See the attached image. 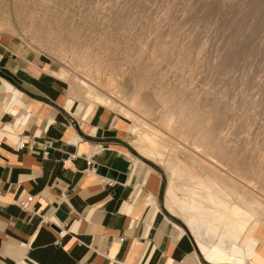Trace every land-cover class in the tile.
Segmentation results:
<instances>
[{
	"label": "crops",
	"instance_id": "obj_1",
	"mask_svg": "<svg viewBox=\"0 0 264 264\" xmlns=\"http://www.w3.org/2000/svg\"><path fill=\"white\" fill-rule=\"evenodd\" d=\"M7 33L0 31V264H242V248L250 264H264V225L250 244L202 252L160 210L161 179L131 154L129 119L81 99L85 92L56 74L57 59ZM16 134L24 137L19 151Z\"/></svg>",
	"mask_w": 264,
	"mask_h": 264
},
{
	"label": "rangeland",
	"instance_id": "obj_2",
	"mask_svg": "<svg viewBox=\"0 0 264 264\" xmlns=\"http://www.w3.org/2000/svg\"><path fill=\"white\" fill-rule=\"evenodd\" d=\"M5 21L10 22L12 30ZM0 27V31L24 39L33 48L48 51L61 63L59 73H64L69 83L75 75L77 80L87 81L89 93L96 91L103 99L112 95L120 100L117 107L103 105L127 117L130 129L133 122L123 106H128L132 93L140 94L142 103L150 109L145 121L159 129L158 119L164 110L158 98L172 107L178 97L174 85L188 80L197 102L193 95L189 111L197 115L209 111L210 106L220 107L213 106V112L209 108L211 114L217 112L211 118L217 139L198 150L204 159L213 161L223 172L233 173L231 159L214 157L213 153L217 141L227 139V145L247 161L264 160V0H0ZM154 60L158 64L151 69ZM75 67H88L91 72L75 71ZM97 68L101 77L94 74ZM109 75L114 77L123 100L105 86ZM81 99L97 104L93 97ZM192 102L198 105L194 107ZM239 118L244 119L242 122L249 118L246 129L238 126L242 124H238ZM130 129L128 145L133 137ZM172 132L173 143L183 142ZM180 144L178 147H183ZM129 148L135 159L152 169V176L161 179L159 208L181 227V219L163 208L167 172ZM178 158L186 160L182 153ZM175 184V192L180 193V182ZM200 230L208 246L221 238L207 231L205 225ZM221 239L226 240L227 248L240 247L231 239ZM258 242L263 248L264 235ZM242 249V264H250L248 248ZM227 263L241 264L235 260Z\"/></svg>",
	"mask_w": 264,
	"mask_h": 264
},
{
	"label": "bare ground",
	"instance_id": "obj_3",
	"mask_svg": "<svg viewBox=\"0 0 264 264\" xmlns=\"http://www.w3.org/2000/svg\"><path fill=\"white\" fill-rule=\"evenodd\" d=\"M5 25L9 31L12 30L9 21H5ZM157 61L154 60L149 65V68L153 69L156 67L158 64ZM79 69L88 73L91 72V69L88 67L74 68L75 71ZM75 71H73V74ZM56 74L64 76V73L61 72ZM94 74L97 77H101L98 68L94 70ZM69 80L84 91L88 97H93L96 103L115 104L116 106L113 107H117V102L120 101L114 99L112 95H108V97L106 96L103 99L97 95L98 92L95 94L96 91L93 94L89 93L87 81L77 80L75 75L71 76ZM104 84L111 91L110 93L117 94L116 96L123 100L122 95L117 91L116 83L112 75L105 77ZM189 84V81L184 79L183 81H179L177 85H174L178 97H176L177 99H175L176 101L172 107H166L163 100L158 98L164 110V114L158 119L159 126L161 127L159 128L160 130L155 128V125L152 126L145 121L146 118L144 117L150 115V109L146 104L142 103L140 94L135 92L128 97V106H123V108L133 122L131 129L129 128L133 136L129 140V145L140 157L158 166H162L164 171L167 172L168 180L164 192L163 207L170 214H176L181 219L183 222L182 225L185 226L186 231L193 237L202 252L211 247V245L208 246L209 244L207 245L203 242L202 238L204 236H201L202 238L200 237L202 230H200V226L202 225H205L207 231L217 233L221 238L231 239L233 243L237 242L241 245L250 244L254 242L253 235L255 230L261 225V222H264V160L258 157L261 160L257 158L258 161L255 163L251 162V159L247 161L244 156L237 153L236 149L233 150V146L229 147V143V146L227 145V139L218 140L217 147L213 150V153L215 155L214 157H229L232 162V171L234 174L231 172H223L213 161H206L204 159V156L198 150L206 143L217 139V137L215 138L217 130H215V125L211 122L212 115L215 112L213 114L211 113L213 112V108L219 106L217 104L215 106L213 105L214 107L210 106L211 108L213 107L211 109L212 112H209V107L208 113L203 111L207 109L202 108L203 110L201 111L204 112H202L203 114H198L196 111H193L197 113L196 115L191 112L192 110L189 111V102L190 100L193 101L192 96L194 95ZM194 98L196 102V96ZM196 103H193V105H196ZM190 107L192 106L190 105ZM244 115L245 117L247 116L246 114ZM248 119H245V122H242L244 119H240L241 121L239 120L240 122L238 124L242 123L243 125L238 126H244L243 128L246 129L249 124ZM215 120L217 121V117ZM213 123L216 122L214 121ZM137 128L141 129V131ZM239 128L241 129V127ZM239 128L237 127V129ZM172 131H175L176 135L183 142H179L177 145L175 144L176 142L173 143L174 140L172 139L174 138L169 133ZM180 143H182L183 147H178ZM179 153L186 156L185 161H181L178 158ZM236 176L239 179L237 178L235 181ZM176 181L180 182V193H176L174 190ZM229 181L230 185L228 184ZM204 231L202 234H204ZM221 238L212 246L227 251L228 246H225L226 240L223 242ZM210 244L212 243L210 242Z\"/></svg>",
	"mask_w": 264,
	"mask_h": 264
},
{
	"label": "built area",
	"instance_id": "obj_4",
	"mask_svg": "<svg viewBox=\"0 0 264 264\" xmlns=\"http://www.w3.org/2000/svg\"><path fill=\"white\" fill-rule=\"evenodd\" d=\"M1 59H2V55L0 54V62H1ZM13 144H14V148L16 151H19L20 149H22L23 145H24V137L21 135V134H16L15 136V139L13 141ZM46 147L49 146V142H45L44 144ZM32 200V196H28L26 198L25 201L23 202H20V206L23 208V209H27L28 208V205L29 203L31 202ZM45 224H47L48 226H52V227H55L56 228V232H57V235L60 236L62 233H63V229H62V226H60L59 224H57L56 222L52 221V220H48V219H44L43 220Z\"/></svg>",
	"mask_w": 264,
	"mask_h": 264
},
{
	"label": "water",
	"instance_id": "obj_5",
	"mask_svg": "<svg viewBox=\"0 0 264 264\" xmlns=\"http://www.w3.org/2000/svg\"><path fill=\"white\" fill-rule=\"evenodd\" d=\"M141 159H143V158H141ZM143 160H145V159H143ZM101 166H99L98 168H97V173L98 174H102L103 172V168H100ZM107 173V177H109V178H113L114 177V175H115V172H112V171H107L106 172ZM123 175V174H122ZM119 179L121 180V181H123L124 179H125V177L124 176H119ZM181 225V227L182 228H184L185 229V231H186V228H185V226L184 225H182V224H180ZM187 233H188V231H186Z\"/></svg>",
	"mask_w": 264,
	"mask_h": 264
}]
</instances>
